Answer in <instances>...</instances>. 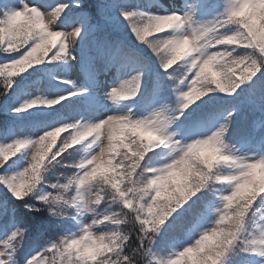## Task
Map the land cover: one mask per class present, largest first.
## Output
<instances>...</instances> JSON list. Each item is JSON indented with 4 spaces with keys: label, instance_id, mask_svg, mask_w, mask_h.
<instances>
[{
    "label": "clouds",
    "instance_id": "obj_1",
    "mask_svg": "<svg viewBox=\"0 0 264 264\" xmlns=\"http://www.w3.org/2000/svg\"><path fill=\"white\" fill-rule=\"evenodd\" d=\"M70 4L19 0V26H0V54L12 57L0 63V98L36 66L76 61L87 30L65 22ZM201 6L216 11L200 18ZM113 7L154 57L173 99L139 114V71L138 81L102 93L114 109L102 118L81 115L35 136L9 130L0 140V187L46 212L59 231L46 239L43 255L21 261L28 229L11 224L0 264H264V146L249 152L231 138L234 110L207 127L184 125L189 109L213 96L247 91L264 109V0H183L167 13L114 0L99 5L102 14ZM41 104L52 108L59 99L26 100L13 112ZM252 127L264 145V111ZM10 162L22 167L5 170ZM205 194L212 197L204 205L208 219L191 243L158 248L173 218Z\"/></svg>",
    "mask_w": 264,
    "mask_h": 264
},
{
    "label": "snow or ice",
    "instance_id": "obj_2",
    "mask_svg": "<svg viewBox=\"0 0 264 264\" xmlns=\"http://www.w3.org/2000/svg\"><path fill=\"white\" fill-rule=\"evenodd\" d=\"M25 2L28 4L29 7H31V4H29L27 2V0H25ZM70 7L72 8V11L69 12L65 16V22L66 23L79 24L83 29L87 30V34L90 33L92 31V28L88 22V18L85 15H83L82 12L77 11V9L81 8V6L79 4V0H71ZM22 8H23V5H20L18 8L17 7H9L7 0H5V3L3 5H0V26L7 25L9 29H12L14 27H18L21 20L24 18V12L22 11ZM173 11H175V10H173ZM164 12L167 13L168 10L165 9ZM127 55L128 56H134V54L130 55L128 53H127ZM11 58L12 57H7L6 60L11 59ZM59 79L63 85L67 86V91H65L62 95H59L58 97L52 99V100L59 99L58 105H62V106L66 107L67 104H65V102L71 101L73 99V97H79L81 95L87 96V94H88L87 88H84L82 86H77L70 79H66L63 77H61ZM139 79H140L139 76H133L132 79H130V80L120 81L114 87H121L124 84H130L134 80L138 81ZM111 88H113V87H111ZM87 98H88V100H92V97H90V96H87ZM40 99H43V98H40ZM13 109H12V111H13ZM71 121L72 120H67L65 117L60 116L56 120L50 122L49 124L44 125V129L56 127L59 124L71 122ZM0 142H2V141H0ZM17 163L18 162H10V164L7 166V168L5 170L10 171V170L15 169L14 166ZM0 179H4V178L0 177ZM25 208H27L29 211H36L34 208H31V206H25ZM185 212H187L188 214H190L193 217L191 227L188 228V232L191 235L192 233H195L199 229V227L204 223V220L206 218V210L204 208V209L199 210V211H194L193 208L191 206H189L187 209H183V211H180L173 218V220L170 222L168 228L183 229L185 227V224L187 223V221L185 219ZM12 223L16 224V225H22V222L18 221L15 217H13ZM46 250L47 249L44 248L43 252ZM43 252L41 253V255H43Z\"/></svg>",
    "mask_w": 264,
    "mask_h": 264
},
{
    "label": "rangeland",
    "instance_id": "obj_3",
    "mask_svg": "<svg viewBox=\"0 0 264 264\" xmlns=\"http://www.w3.org/2000/svg\"><path fill=\"white\" fill-rule=\"evenodd\" d=\"M27 2L29 4H33L34 3L32 1H30V0H27ZM195 2H196V0H189V3H195ZM161 5L163 6L162 9L161 10L160 9L157 10L156 13H164L165 9H167L170 12V11H173V10H169V8H172V6L174 8L176 7L174 2L172 3V2H170V0H162V4ZM19 6H20L19 5V0H13V1H10V3H9V7H17L18 8ZM215 11H216V8L214 7L212 10L207 11L205 13H198V15H199L200 18H208ZM115 21H116V23L118 24V26L121 29L127 30L128 33L133 37V35L131 34V32L129 30V27H128L127 23L125 21H123V19L119 20L120 24H119V22L116 19H115ZM144 48H146V47H144ZM77 52H78V47H77L76 52H75L76 57H77ZM76 68H77L76 61H74L72 64L66 65L64 70H61L59 68L56 69L55 73L59 77H63V78L71 79V80H77L78 78H77V75H76ZM118 69L119 68H117L116 70L111 72L108 76L101 78L100 84L98 85L99 87H97V89H98L97 94H98V98L99 99L102 98V93L103 92H106L109 88L114 87L116 84H118L122 80H130L133 76H135V74L137 72H139L138 70H135V69H131L130 70V69H127L126 67H124L123 69H120V70H118ZM47 90H49V89L45 88V86L43 85L42 81H39L38 85L33 87V88L32 87H28L27 90H25L24 92L19 94L18 101H17L18 106L21 103H23L24 101H26V100H31V99H36V98L53 99V98H56L59 95L63 94V91L56 90V89L50 91L49 94H48L46 92ZM218 97H220V96H213L211 98H205V100L200 102L198 105H193L191 109H196V108L204 105L205 103H207L210 99L218 98ZM109 105H110L109 109H107L108 105H107V103L104 102V106L107 109V111H105L104 113H101L100 111L99 112L98 111L97 112H89V113L87 112V114H86L87 117L86 118H89V117L94 118V119L102 118L103 115L107 114L108 112L114 111L112 105L111 104H109ZM41 130H43V129H38L37 131H29L28 129L21 128L19 130H16V133L18 135L35 136ZM6 139L7 138L0 139V140H6ZM245 146H246V150L249 151V152H252V151H254L256 149L255 147L250 146V145H245ZM261 146H264V145H261ZM21 167H22V164L17 163L16 168H21ZM85 219H87V218H85ZM207 219L208 218L206 217L205 220H204V223H206ZM196 234H197L196 232L193 233L192 236L187 241L175 243V247H181V246H183L186 243H191L192 238H194ZM4 239H6V235L3 236L0 233V243H2L4 241ZM37 254H39V251H35V252L31 253V255H29V257H31L33 255H37Z\"/></svg>",
    "mask_w": 264,
    "mask_h": 264
},
{
    "label": "trees",
    "instance_id": "obj_4",
    "mask_svg": "<svg viewBox=\"0 0 264 264\" xmlns=\"http://www.w3.org/2000/svg\"><path fill=\"white\" fill-rule=\"evenodd\" d=\"M97 25L100 28L107 26V25L105 26L103 22H99V23L96 22V26ZM112 26L113 25L111 24L110 27L113 28ZM114 28H115V26H114ZM27 74H28V72L24 73L23 75H27ZM16 80H18V79H16ZM2 90L3 89L0 88V91H2ZM241 93H242L243 97L246 99H243L244 103L242 105V108L244 107L245 110L241 111L240 113L252 112L251 103L254 107L258 106V104L255 103L250 98L249 93L247 91H243ZM237 97H239V96L234 97V99ZM231 102H233V101H231ZM2 105H3L2 98H0V125L2 124V119L5 116V114H2V111H1ZM236 106H238V105H236ZM49 178L52 179L53 177L50 175ZM44 187L47 188V186H44ZM204 196H206V194L199 196L197 198H194V200L191 201L189 203V205H186L184 209H187L189 206H191L194 211L201 210V208L198 207V201L201 198H203ZM0 203H2L0 206V219L2 218V211L4 210L5 206L9 205L11 213L8 212L5 217L8 218L10 216L12 218V220H13V217H15L18 221L22 222L23 226L27 227L28 231H27L26 240L28 239L27 241L29 243L35 242L36 240H38L43 235L48 236V237H52V236H54V234L57 231H59L55 227L56 221H54L51 217H49L46 214V212H44V211H39V212L29 211L27 208L24 207V205L21 202L16 201V200L15 201L9 200V199L5 200V199L0 198ZM181 211H183V209ZM4 218H2L1 221H3ZM185 219H186L187 223L185 224V227L183 229H172V228L166 229L164 235L161 237L160 241L157 244L158 248L159 247L162 248V245H166L168 238L173 239L175 237H178L180 232H185L188 229L189 225H191V223H192L193 217L190 214H188L187 212H185ZM241 263L243 264V262H241Z\"/></svg>",
    "mask_w": 264,
    "mask_h": 264
}]
</instances>
